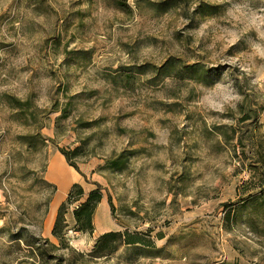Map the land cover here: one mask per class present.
Instances as JSON below:
<instances>
[{"label":"rangeland","instance_id":"374dc122","mask_svg":"<svg viewBox=\"0 0 264 264\" xmlns=\"http://www.w3.org/2000/svg\"><path fill=\"white\" fill-rule=\"evenodd\" d=\"M79 146L104 198L61 244L47 167ZM262 172L264 0H0V264H264Z\"/></svg>","mask_w":264,"mask_h":264},{"label":"trees","instance_id":"16d2710c","mask_svg":"<svg viewBox=\"0 0 264 264\" xmlns=\"http://www.w3.org/2000/svg\"><path fill=\"white\" fill-rule=\"evenodd\" d=\"M172 1L165 3L166 5H170ZM121 5V4H120ZM123 8L125 5L122 6ZM210 11H216L217 8L212 6H206ZM201 6L202 11L205 9ZM184 68L196 75L199 78H206L208 75V71L204 68H200L196 65L184 66ZM19 109L27 113V109H24L23 106L17 104ZM60 110L55 105L53 113H58ZM61 116L56 118V126L55 130L58 132L60 130V122L66 118V111H61ZM23 140L26 141V146L29 149H34L37 141H42V137L39 133H35L31 136L23 137ZM59 153L65 158L66 163L69 167L73 168L77 173L81 175L79 169L71 162L72 159L83 157V146L76 147L72 151L59 150ZM124 163L121 159H112L106 162L105 168L111 170L115 173H121L122 167ZM264 179V172H262ZM82 176V175H81ZM96 189L91 190L87 194L84 193L83 188L79 184H74L69 193L67 194L66 201L61 204L58 209L57 217L54 222V226L52 228L51 235L55 238L59 243H63L64 234L63 229L66 228L63 220V213L66 210V206L75 205L72 211V218L74 222V231L77 233H91L93 231V220L95 217V213L99 204L103 201L102 189L95 185ZM110 204V202H109ZM121 239L122 235L120 233H109L102 235L97 241L94 250L89 254V257L93 259H100L102 257L110 256L117 251V246H113L116 239ZM125 243V242H124ZM128 245L132 243H127ZM134 244V243H133ZM55 248V246H51Z\"/></svg>","mask_w":264,"mask_h":264},{"label":"crops","instance_id":"0c3cea01","mask_svg":"<svg viewBox=\"0 0 264 264\" xmlns=\"http://www.w3.org/2000/svg\"><path fill=\"white\" fill-rule=\"evenodd\" d=\"M58 174L60 175L58 176ZM47 179L49 183L56 187L57 191L63 187L64 196L61 200L65 199L74 184H81L82 181L81 176L68 166L65 158L59 153L53 154L49 160ZM99 205H101V203Z\"/></svg>","mask_w":264,"mask_h":264},{"label":"bare ground","instance_id":"6f19581e","mask_svg":"<svg viewBox=\"0 0 264 264\" xmlns=\"http://www.w3.org/2000/svg\"><path fill=\"white\" fill-rule=\"evenodd\" d=\"M53 212V211H52ZM53 223V214L50 216V219L47 222V230L49 231Z\"/></svg>","mask_w":264,"mask_h":264}]
</instances>
